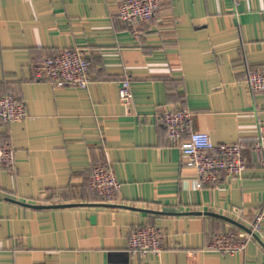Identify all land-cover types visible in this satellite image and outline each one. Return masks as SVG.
Instances as JSON below:
<instances>
[{
  "label": "crops",
  "instance_id": "1",
  "mask_svg": "<svg viewBox=\"0 0 264 264\" xmlns=\"http://www.w3.org/2000/svg\"><path fill=\"white\" fill-rule=\"evenodd\" d=\"M121 1L0 0V98L28 113L0 120V144L15 150L0 164V264H264V222L242 252L206 249L244 230L225 218L251 229L264 208V91L246 83L264 70V0H161L144 22L117 18ZM75 48L88 54L87 88L37 79L38 63ZM173 109L192 113L189 132L241 143L243 177L198 187L160 120ZM101 164L122 182L112 206L89 188ZM151 225L162 251L131 253V233Z\"/></svg>",
  "mask_w": 264,
  "mask_h": 264
},
{
  "label": "built area",
  "instance_id": "2",
  "mask_svg": "<svg viewBox=\"0 0 264 264\" xmlns=\"http://www.w3.org/2000/svg\"><path fill=\"white\" fill-rule=\"evenodd\" d=\"M161 0H122L116 16L124 22H144L159 12ZM38 80L47 81L54 87L87 88L91 82L90 61L84 49H63L54 56L43 59L35 67ZM131 81L123 80L120 88L122 103L132 100ZM247 85L252 93L264 91V70L253 71L247 77ZM191 112L184 109L167 110L160 120L171 141L178 144L187 155L190 166L197 174V186L217 185L223 179L236 181L243 177L246 162L244 146L239 143L216 144L208 133L189 132ZM28 116L24 102L15 95L0 98V120L6 124L21 121ZM262 129V128H261ZM188 136L185 138V135ZM255 149L262 155L264 167V134L261 132ZM15 150L9 144H0V164L12 167ZM122 182L113 168L107 164L95 166L89 179V188L104 203L113 204L120 193ZM264 222V208L251 226L252 234L247 231L215 234L206 246L209 251L235 254L245 250L248 241L256 234ZM164 230L156 225L141 227L129 237L128 249L135 255L159 254L163 249Z\"/></svg>",
  "mask_w": 264,
  "mask_h": 264
},
{
  "label": "water",
  "instance_id": "3",
  "mask_svg": "<svg viewBox=\"0 0 264 264\" xmlns=\"http://www.w3.org/2000/svg\"><path fill=\"white\" fill-rule=\"evenodd\" d=\"M105 206H112V205H110V204H107V203H105L104 204ZM225 218V217H224ZM225 219H227V220H229L230 222H232L233 224H235L236 226H238V227H241L242 229H244L245 231H247L248 233H251L252 234V230L251 229H249V228H247V227H245V226H243L242 224H240L239 222H237V221H234L233 219H228V218H225ZM91 220L92 221H94L95 220V218L94 217H92L91 218ZM253 236H255L256 237V234H254L253 233Z\"/></svg>",
  "mask_w": 264,
  "mask_h": 264
}]
</instances>
